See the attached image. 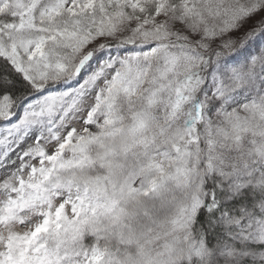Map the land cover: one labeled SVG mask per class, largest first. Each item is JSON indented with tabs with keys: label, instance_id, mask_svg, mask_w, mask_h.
<instances>
[{
	"label": "snow or ice",
	"instance_id": "obj_1",
	"mask_svg": "<svg viewBox=\"0 0 264 264\" xmlns=\"http://www.w3.org/2000/svg\"><path fill=\"white\" fill-rule=\"evenodd\" d=\"M0 264H264V0H0Z\"/></svg>",
	"mask_w": 264,
	"mask_h": 264
}]
</instances>
